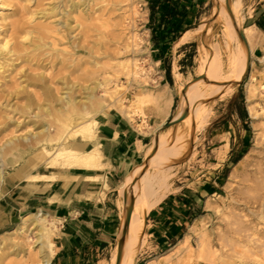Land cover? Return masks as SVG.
<instances>
[{"label": "rangeland", "instance_id": "374dc122", "mask_svg": "<svg viewBox=\"0 0 264 264\" xmlns=\"http://www.w3.org/2000/svg\"><path fill=\"white\" fill-rule=\"evenodd\" d=\"M85 1L86 4L82 5L79 11L71 12L72 2L81 3V0H0V14L6 13L10 16L7 22H3L0 18V41L4 40L5 35L9 36L7 39L9 43L17 40V36L14 37V40L12 35L15 32V28L19 29L20 27L21 30L28 32L33 28L46 24L50 25L52 29L61 32V34H65L64 41H61L57 34L52 35L59 44L57 46V49H59L58 53L52 51L50 45H48L49 48L45 47L37 52L36 58L33 57L27 62L19 60L17 62L19 65L17 70L14 73L12 70L7 73L9 75L7 82H0L13 87V83L17 84L18 82L20 84L28 76L38 77L40 74H44L46 78L45 82L51 84V88L56 91L57 96L65 95L66 88L72 86H77V96H84L83 87H92L97 81L110 77L111 81L108 87L113 91L117 85L119 86V91L112 93L113 98H122L127 105L132 104L139 95H154L158 90L164 91L168 87V91L170 90V93L173 95L175 103L167 116H164V108L156 101L151 100L147 101L139 109V112L143 110L145 116L140 113L135 117L136 120L131 122L142 133L149 134L151 139L150 148L155 146L156 136L161 134L166 145L173 146V153L180 152L181 155L171 158V162L169 163V165L174 167L171 171L173 177L170 179V192H173V198L182 194L183 188L202 184L203 182L215 180L220 188L217 193L201 202L200 209L194 208L190 210V214L186 215L185 224L177 226L178 230L171 237L158 238L155 232L159 229H163V232L164 228L170 225H165L164 227L160 225L154 226L151 223V210L147 208L141 209L140 213L144 224L140 232V249L137 253L136 264L156 262L161 256L170 252L179 241L190 234V227L199 216L205 217V223L211 235L212 243L219 253L237 260L238 255L235 249L231 244L227 245L222 240L221 235L227 233L229 222L235 219V213H239V210L242 208L239 205V192L243 188V179L252 165L259 159L260 153L264 149L263 141L260 149L257 152L251 153L254 146L255 125H258L261 135L264 133V100H262L261 91H259V96L255 102L258 114L257 119H254L250 115L246 103V90L250 73L255 72L257 75V85H260L262 77L264 78V62L261 61V57H264V49L260 46L255 49L251 57L253 65L249 67L248 74L241 82L233 84L230 89L218 91L213 85L205 82L201 83L200 90L204 97L201 107H203L205 115L208 116L207 124L204 127L196 128L197 124L193 120L182 122L172 127H165L170 122L178 119L183 88L200 76L201 66L205 60L218 51L221 54L223 62V74L226 76L229 73V58L236 51L237 43L229 40L227 37L226 15L221 13L220 4L217 0H203L202 7L191 15L192 25L189 28L190 34L188 38L179 46L175 43L173 53L168 57L167 65H170L171 77H167L161 63L155 62L153 59L150 31L147 29L149 11L146 0L136 1V7L140 13L137 23L141 46L135 54H124L118 51L119 48L122 49L123 44L120 26L121 11L116 10L118 9L117 4L119 0ZM233 1L235 0H230V3L232 4ZM240 1L242 2V10L238 17H240L239 19L243 22L244 27L252 26L254 15L258 8L264 6V0ZM2 5L6 6L5 10H2ZM53 8H55V11H52ZM226 11L229 14L228 9ZM65 22L71 24L70 30L67 29ZM77 23H81L83 27L77 28ZM69 32L71 33L67 34ZM262 34L264 33L262 32ZM262 34H259L257 42L264 41ZM51 39L48 38L46 42L51 43ZM19 41H22L25 46H28L30 43V41H23L21 39ZM65 47L67 48V53L63 55L60 50ZM190 56L192 57L191 65ZM187 58L188 61L183 64L182 61ZM127 60L137 63L140 70L138 76L128 75L127 69L124 70L122 67H119L120 63L125 64ZM94 61H100L101 65L95 67ZM129 69H134L131 63L129 64ZM36 90L40 92L41 97H35V101L38 104H43L44 96L42 90ZM239 92H242L245 97V110L248 115L247 122L241 117V113L239 114L240 111H238L237 105L232 108L235 112L234 115L230 117L229 114L230 101ZM96 95L102 98L104 95L103 90H98ZM22 98H25V96L20 97L17 101L19 104H21ZM15 102L16 100H13L12 103ZM113 112H117V110ZM36 114L39 116H35ZM4 115V112L0 113V116ZM14 115L16 119H19L21 124L18 128H10L7 133H2V129H0V144L11 137L9 135L13 132H15V136H25L40 132L42 125H48L50 120L46 117L44 111L35 107L31 111L20 109L19 114ZM160 123H163V127L158 132H154V128ZM55 124L54 126H56ZM51 134H55V127L51 128ZM76 140L82 142L80 138ZM227 141L230 144V149L223 161L221 153ZM242 151H245V154L243 155L244 158L241 159L242 166L238 178L230 182L229 178L233 167L225 172L226 176H224V171L221 174H218V172L223 169L231 154L235 157L241 154ZM30 157V155H26L21 160L22 166L26 164L28 166L20 174L12 176L17 179V183L25 178V174L27 173L48 171L42 160H31L33 157L31 159ZM158 171L159 168L151 169L153 174ZM13 173H15V168L7 170V175H12ZM6 186L7 183L2 188L3 196ZM119 194V206L123 214L124 195L121 187L119 188ZM209 198H211L215 207L221 210V214L207 210L206 202ZM41 208L49 212V221L55 222L58 227L59 237L55 240L57 245L60 240L61 223L59 220H56L52 205L44 201L41 204L36 203L35 206L22 210L15 206L14 208L9 207L8 202L3 197L0 201V240L8 238L9 233H12L18 224L22 222L25 214L36 213ZM122 226L123 219L119 239L113 242L100 255L99 264H110L111 258L121 239ZM33 239L35 241V238ZM198 241L199 236L191 234L190 244L193 247L198 246ZM7 245H9V240L7 241ZM8 254L9 252L7 251L5 256H8ZM21 257L22 259H20ZM21 257L10 256L6 260V263H31L32 256H30V252L25 251Z\"/></svg>", "mask_w": 264, "mask_h": 264}, {"label": "bare ground", "instance_id": "6f19581e", "mask_svg": "<svg viewBox=\"0 0 264 264\" xmlns=\"http://www.w3.org/2000/svg\"><path fill=\"white\" fill-rule=\"evenodd\" d=\"M136 1L119 0L117 4L118 9L116 10L121 11L120 26L123 40L122 49H118L120 53L135 54L141 46L137 23L140 13L136 7ZM217 1L221 7V13L226 15L227 37L237 43V48L229 58L228 75L223 74L221 54L217 51L204 61L200 76L183 88L178 119L186 116L183 122L193 120L197 124L196 128L204 127L208 121V116L205 115L203 107H201L204 100L203 93L200 90L201 83L205 82L213 85L218 91L230 89L233 84L241 82L248 74L249 67L253 65L251 57L255 49L258 46L264 49V41L257 42L259 34H262V32L255 26L244 27L243 22L238 17L242 10V2L235 0L231 4L230 0ZM85 4V0H81V3L72 2L71 12L79 11L81 6ZM227 4L231 8L229 14L226 11ZM5 8L6 6H3L2 10H5ZM52 11H55V8ZM0 18L3 22H7L10 16L2 13ZM66 26L70 30L71 24L67 22ZM80 27H83V25L77 23V28ZM240 33L244 35L245 41L242 40ZM55 34L59 36L61 41L65 40L64 33L61 34L56 29H52L48 24L40 25L28 32L21 30L20 27L19 29L15 28L12 35L13 38L17 36V40L14 38L15 41L12 43L7 42L9 36L5 35L4 40L0 41V81L7 82L9 77L7 73L11 70L14 73L17 70L19 60L27 62L33 57L36 58L37 52L42 48H49L48 45H50L52 51L58 53L57 46L59 44L56 38L52 37ZM189 34L190 31L184 33L176 45L183 44ZM262 35L264 36V34ZM48 38H52L51 43L46 42ZM20 39L30 41L29 45L25 46L22 41H19ZM60 51L65 55L67 48L65 47ZM261 61L264 62V57H261ZM130 63L134 66V69H129ZM94 65L99 67L101 63L100 61H94ZM119 67L124 70L127 69L128 75L138 76L140 73L139 66L134 61L127 60L125 64L120 63ZM45 79L44 74H40L38 77L28 76L20 84L18 82L17 84L13 83V87L0 82V113H5L4 116H0L2 133H7L10 128L20 126L21 122L14 115L19 114L20 109L31 111L35 107L44 111L46 117L51 120H49L48 125H42L40 132L25 136H15V132H13L9 135L11 137L8 136L9 138L0 144V201L3 197L2 188L10 180L16 182L17 179L12 176L20 174L28 166L27 164L24 166L21 164V160L26 155L33 157L32 159L30 157L31 160H42L48 170L47 172L25 174V178L30 184L43 183L44 187H47L58 179L78 177L76 175L69 177L66 173L50 172V170L58 167L60 169L77 167L94 171L97 172L96 175L84 176V180L92 184L104 181L102 173L105 168L102 161L103 156L99 146L95 143L100 124L105 122L114 110L119 111L128 120L135 121V117L140 113L145 116L143 110L139 112V109L147 101L153 100L162 106L164 116L170 113L174 105V97L170 90L168 91V87L164 91L158 90L154 95H139L132 104L127 105L124 99L113 98L112 93L118 92L119 86L117 85L112 91L108 87L111 81L110 77L97 81L92 87H83L84 96L76 95L77 86L67 87L65 95L57 96L56 91L51 88V84L45 82ZM261 80L260 85H257V75L255 72H251L247 84V109L254 119L258 118L255 102L259 96V91H261V97L264 100V78L262 77ZM30 89L32 90L29 91ZM36 89L42 90L43 104H38L35 101V97H41L40 92ZM100 89L104 93L102 98L96 95ZM21 96H25V98H22L21 104H19L17 101ZM13 100H16V102L12 103ZM35 116L39 115L36 114ZM52 122L56 123V126ZM52 127H55V134H51ZM162 127L163 123H160L153 131L158 132ZM78 138L83 143L78 142L76 140ZM263 141L264 133L261 135L258 125H255L254 146L251 153L257 152ZM229 149L230 144L227 141L221 153L223 161ZM173 152V146L166 145L163 135L158 134L156 144L150 149L145 163L133 169L121 185V191L124 195L123 226L129 213L130 222L119 264H136L137 253L140 249L139 237L144 224L140 210L145 208L152 210L170 193V179L173 177L171 171L174 167L169 163L171 158L181 155L179 151ZM260 154L259 159L252 165L243 179V188L239 192V205L242 208L239 213H235V219L229 222L227 235H221L222 240L227 245L231 244L235 249L238 255L237 260L219 253L212 243L205 217L199 216L191 225L190 234L179 241L170 252L161 256L156 262H150L149 264H264V149ZM241 166L242 160L233 167L230 173V182L238 178ZM9 168H15V173L7 175ZM152 168H159V171L153 174L151 172ZM108 188L109 186L104 183V190ZM59 195L49 198L48 204H54ZM102 195H104V192ZM93 198H95V193L91 192L88 199L93 200ZM206 208L209 212L221 214V210L215 207L211 198L207 200ZM191 234L199 236L197 247L190 244ZM58 237V227L55 222L49 221L48 211L41 208L36 213H27L17 228L9 233L8 238L0 240V264H14V262L6 263V260L10 256L20 258L25 251L30 252V256H32L30 264H50L56 254L55 240ZM33 238H35V241ZM8 240L9 245H7ZM7 251L9 254L5 256ZM117 259L118 246L110 264H117Z\"/></svg>", "mask_w": 264, "mask_h": 264}, {"label": "crops", "instance_id": "0c3cea01", "mask_svg": "<svg viewBox=\"0 0 264 264\" xmlns=\"http://www.w3.org/2000/svg\"><path fill=\"white\" fill-rule=\"evenodd\" d=\"M260 12H264V6L258 8L252 26L257 27L254 22ZM150 140L149 134L138 130L120 112H113L100 124L95 141L103 156L104 181L92 184L83 177L96 175L97 172L67 167L50 172L78 177L58 179L47 187L43 183L30 184L26 178L18 183L12 180L7 183L3 199L12 208H30L60 194L52 204L53 214L61 223L60 240L50 264H99L100 255L119 239L123 219L119 188L133 169L145 163L151 149ZM222 172L223 169L218 174ZM104 183L109 186L107 190H104ZM219 188L214 180L187 186L182 194L174 198L173 192H170L151 210V223L154 226H172L165 227L163 232V229L157 230L155 234L158 238L171 237L178 230L177 226L185 224L190 210L200 209L201 202L217 193ZM91 192L95 193L93 200L88 199Z\"/></svg>", "mask_w": 264, "mask_h": 264}, {"label": "trees", "instance_id": "16d2710c", "mask_svg": "<svg viewBox=\"0 0 264 264\" xmlns=\"http://www.w3.org/2000/svg\"><path fill=\"white\" fill-rule=\"evenodd\" d=\"M149 11L147 29L150 31V42L153 48V59L160 62L167 77H171L170 65H167L168 57L173 53L174 44L180 40L183 34L191 27V14L202 7L203 0H146ZM197 8V9H196ZM264 33V12L256 17L254 22ZM192 64V57L190 56ZM188 61V58L182 63ZM171 84V83H170ZM237 105L239 114L247 122L248 115L245 110V97L242 92L235 94L230 101V117L234 115L233 106ZM245 154L242 151L238 156L231 154L224 165V176L231 167H234ZM225 169V170H224Z\"/></svg>", "mask_w": 264, "mask_h": 264}, {"label": "water", "instance_id": "95a60500", "mask_svg": "<svg viewBox=\"0 0 264 264\" xmlns=\"http://www.w3.org/2000/svg\"><path fill=\"white\" fill-rule=\"evenodd\" d=\"M227 9H228L229 13H231V8H230L229 4H227ZM240 36H241L242 40L245 41L244 35L242 33H240ZM185 118H186V116H182L181 118L176 119V120L170 122L165 127H172V126L178 125V124L182 123L185 120ZM129 222H130V213L125 218V222H124V226H123L121 240L119 241V244H118V259H117V264L120 263L121 257L123 255V245H124L125 240H126V237H127Z\"/></svg>", "mask_w": 264, "mask_h": 264}]
</instances>
